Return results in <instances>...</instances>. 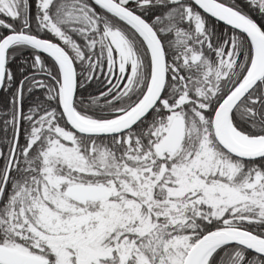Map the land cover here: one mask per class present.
Segmentation results:
<instances>
[{"label":"snow or ice","instance_id":"obj_1","mask_svg":"<svg viewBox=\"0 0 264 264\" xmlns=\"http://www.w3.org/2000/svg\"><path fill=\"white\" fill-rule=\"evenodd\" d=\"M0 264H264V0H0Z\"/></svg>","mask_w":264,"mask_h":264}]
</instances>
